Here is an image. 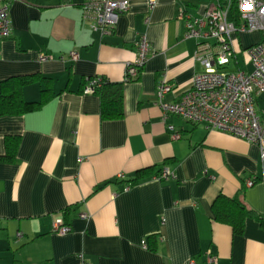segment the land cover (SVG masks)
Masks as SVG:
<instances>
[{
  "label": "crops",
  "instance_id": "obj_1",
  "mask_svg": "<svg viewBox=\"0 0 264 264\" xmlns=\"http://www.w3.org/2000/svg\"><path fill=\"white\" fill-rule=\"evenodd\" d=\"M209 1L157 0L149 9L147 0H131L113 31L101 35L82 18V0H10L0 91L25 77L24 100H46L0 115V156L5 137L18 139L15 160L0 161V264H264L257 144L176 115L163 122L158 105L159 83L172 85L162 100L173 102L201 70L179 9L199 16ZM141 37L152 54L124 81ZM71 51L76 60L59 58ZM42 52L53 59L39 62ZM92 78L123 84L121 118H101L99 96L83 92ZM167 124L180 138L170 137ZM163 168L173 176L157 179ZM141 169L149 174L125 190ZM218 194L238 197L251 211L242 233L213 219ZM56 220L69 231L53 232Z\"/></svg>",
  "mask_w": 264,
  "mask_h": 264
},
{
  "label": "built area",
  "instance_id": "obj_2",
  "mask_svg": "<svg viewBox=\"0 0 264 264\" xmlns=\"http://www.w3.org/2000/svg\"><path fill=\"white\" fill-rule=\"evenodd\" d=\"M131 0H82V18L89 22V27L101 35L111 33L119 15L128 9ZM10 0H0V39L11 35L9 19ZM157 0H147L152 9ZM237 17L229 18L231 0H210L199 16H190L179 9L178 18L184 19V37L196 39L194 59L201 65V70L194 73L190 87L183 91L173 102L162 100L172 85L161 82L157 85L156 95L161 109V118L166 122L169 116L176 115L193 124H201L206 129L219 130L247 142L257 144L260 161L264 165V0H236ZM259 32L258 41L241 47L244 52V64L240 67L235 46V36ZM240 49V48H239ZM152 54L149 42L141 37L136 43V56L126 64L124 81H130L139 74L140 68ZM61 60L74 61L76 51H71ZM53 59L48 53H39L38 61ZM235 65L230 68V64ZM101 78H92L85 85L84 93H93L94 86ZM256 106L260 110H256ZM172 139L180 138V132L167 124ZM173 176L163 168L157 179ZM254 179H247L251 186ZM125 187V190L128 189ZM84 217V215H81ZM52 231L65 234L69 226L56 220ZM208 262H216V256L205 253ZM81 264H89L82 260ZM189 264H194L192 261Z\"/></svg>",
  "mask_w": 264,
  "mask_h": 264
},
{
  "label": "trees",
  "instance_id": "obj_3",
  "mask_svg": "<svg viewBox=\"0 0 264 264\" xmlns=\"http://www.w3.org/2000/svg\"><path fill=\"white\" fill-rule=\"evenodd\" d=\"M231 1L232 8L229 18L235 19L237 17L236 0ZM30 80L25 77H16L3 83L8 85V82H10L12 87L6 91H0V115L22 114L43 105L46 100L45 97L34 102L24 100L21 89ZM48 81L47 78H43L40 81V83L44 82V84L42 83L43 93L46 91L47 85L45 83ZM93 93H96L100 98V115L102 119H118L122 117L123 84L121 82H108L102 79L99 84L94 86ZM17 143V137H5V153L0 156V161L11 163L15 160ZM149 171V169L137 171L135 176L128 180V186L135 185L143 176L149 174ZM211 209L213 219L219 223L229 225L235 234L242 233L244 219L252 214L238 197H227L223 194H218L215 197Z\"/></svg>",
  "mask_w": 264,
  "mask_h": 264
},
{
  "label": "rangeland",
  "instance_id": "obj_4",
  "mask_svg": "<svg viewBox=\"0 0 264 264\" xmlns=\"http://www.w3.org/2000/svg\"><path fill=\"white\" fill-rule=\"evenodd\" d=\"M259 32H252V33H249V34H244L241 36V43H242V46L244 47V45H248L250 43H254L256 41H258L259 39ZM241 46V45H240ZM237 57H238V60H239V63L244 66V62L243 60L245 59L244 58V52L242 50V48L240 47L238 53H237ZM235 65L233 63L230 64V68H234ZM260 104L262 107H264V100L261 98L260 99ZM256 110H260V107L256 106Z\"/></svg>",
  "mask_w": 264,
  "mask_h": 264
}]
</instances>
